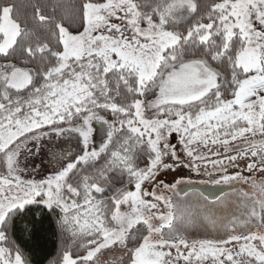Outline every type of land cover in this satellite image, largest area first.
Returning a JSON list of instances; mask_svg holds the SVG:
<instances>
[{
	"label": "snow or ice",
	"instance_id": "snow-or-ice-1",
	"mask_svg": "<svg viewBox=\"0 0 264 264\" xmlns=\"http://www.w3.org/2000/svg\"><path fill=\"white\" fill-rule=\"evenodd\" d=\"M0 264H264V0H0Z\"/></svg>",
	"mask_w": 264,
	"mask_h": 264
},
{
	"label": "water",
	"instance_id": "water-1",
	"mask_svg": "<svg viewBox=\"0 0 264 264\" xmlns=\"http://www.w3.org/2000/svg\"><path fill=\"white\" fill-rule=\"evenodd\" d=\"M186 173H189V169H185L184 170ZM190 175L192 176V177H197L196 175H195V173H190Z\"/></svg>",
	"mask_w": 264,
	"mask_h": 264
},
{
	"label": "flooded vegetation",
	"instance_id": "flooded-vegetation-1",
	"mask_svg": "<svg viewBox=\"0 0 264 264\" xmlns=\"http://www.w3.org/2000/svg\"><path fill=\"white\" fill-rule=\"evenodd\" d=\"M193 179H199L200 177H192Z\"/></svg>",
	"mask_w": 264,
	"mask_h": 264
}]
</instances>
